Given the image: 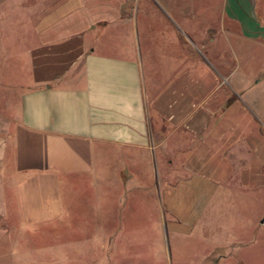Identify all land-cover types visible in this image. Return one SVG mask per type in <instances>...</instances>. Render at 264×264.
Here are the masks:
<instances>
[{
	"label": "crops",
	"instance_id": "crops-1",
	"mask_svg": "<svg viewBox=\"0 0 264 264\" xmlns=\"http://www.w3.org/2000/svg\"><path fill=\"white\" fill-rule=\"evenodd\" d=\"M128 2L0 0V9L22 13L14 23L27 43L18 54L25 79L0 108V264H34L38 249L69 264L63 251L89 243L68 237L78 231L71 219L83 186L102 199L114 187L135 198L143 186L149 196L165 186L169 199L181 186L264 185L253 94L238 93L244 82L219 60L217 44L227 35L264 39L253 0H227L224 24L192 28L191 19L184 28L170 17L141 18ZM207 43L217 65L205 57ZM96 233L105 250L111 235ZM49 235L54 244H35ZM82 261L120 262L104 254Z\"/></svg>",
	"mask_w": 264,
	"mask_h": 264
},
{
	"label": "rangeland",
	"instance_id": "rangeland-1",
	"mask_svg": "<svg viewBox=\"0 0 264 264\" xmlns=\"http://www.w3.org/2000/svg\"><path fill=\"white\" fill-rule=\"evenodd\" d=\"M226 1L129 0L128 4L135 3L141 18L162 21L170 17L182 27L191 19L193 24L187 22L186 26L192 28L209 20L217 24L220 18L224 24ZM253 2L255 18L264 27V0ZM4 8L0 9L4 14L0 15V22H4L0 23L3 30L0 31V108H8L16 100L18 91L10 86L24 81L26 76L24 59L18 54L27 43L20 36L22 27L14 23L22 18V13ZM217 44L219 60L229 69H236L234 77L244 82L245 87L238 93L244 94V89L252 92L253 113L264 129V39L227 35ZM211 45L213 43H207L205 57L217 65L209 56L214 49ZM129 189L125 188L127 193L122 196L115 187L109 193L105 188L92 189L93 193H108L109 196L102 199L83 186L82 200L78 201L76 215L71 219L78 231L68 237L80 244L89 243L63 251L68 256L63 257L72 259L69 264H85L82 260L92 256L99 258L102 254L116 256L120 261L117 264H264V185L242 186L231 181L216 190L201 193L181 186L171 192L169 199L165 186L159 187L164 193L160 196H149L145 192L149 191V186H143L132 198ZM97 231L102 233L101 237L111 235L105 250H101V240L96 244ZM61 238L65 241L64 233ZM55 241L54 235H49L46 239L37 238L35 244L40 248ZM40 250L35 252L34 264H57L53 250Z\"/></svg>",
	"mask_w": 264,
	"mask_h": 264
}]
</instances>
